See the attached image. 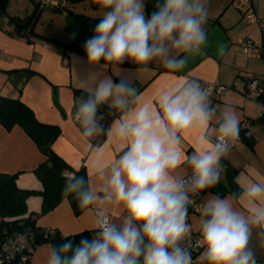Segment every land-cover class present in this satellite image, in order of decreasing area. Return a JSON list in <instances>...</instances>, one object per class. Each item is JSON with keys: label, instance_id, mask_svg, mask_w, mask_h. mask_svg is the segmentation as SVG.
<instances>
[{"label": "clouds", "instance_id": "clouds-1", "mask_svg": "<svg viewBox=\"0 0 264 264\" xmlns=\"http://www.w3.org/2000/svg\"><path fill=\"white\" fill-rule=\"evenodd\" d=\"M99 6L103 15L83 42L85 56L74 59H83L102 75L83 89L73 120L90 148L92 137L111 133L124 147L97 172L101 192L88 187L87 174L63 173L62 195L75 199L85 213L92 211L95 227L91 236L81 235L78 241L64 237L51 246L45 264H196L193 253L198 249L201 264H257L249 245L254 229L264 232V173L246 174L233 194H212L197 204L222 180V160L239 140L235 109L226 107L214 134L201 136L206 147L189 155L181 148L182 133L209 125L216 114L199 82L165 91L159 107L140 102L137 85L153 71L154 61L180 72L189 55H199L206 46V0H156L151 12L146 0H99ZM224 47L220 45V53ZM126 62L134 68L124 69ZM101 109L115 117L108 127ZM183 166L190 169L188 177L175 175ZM98 200L120 207V218L94 209ZM193 207L198 211L195 224ZM194 232L199 239L191 248L187 241ZM12 247L24 251L30 243L17 236Z\"/></svg>", "mask_w": 264, "mask_h": 264}, {"label": "crops", "instance_id": "crops-1", "mask_svg": "<svg viewBox=\"0 0 264 264\" xmlns=\"http://www.w3.org/2000/svg\"><path fill=\"white\" fill-rule=\"evenodd\" d=\"M2 2L5 4V13L9 16H24L21 10L8 12L10 0ZM249 4L258 12L264 11V0H250ZM46 5L53 8L45 9ZM247 6L248 2L244 0H206L209 13L206 24L208 42L201 53L189 55L187 66L180 72H172L154 61L153 71L141 77L137 85L142 93L140 102L156 107H159L162 93L173 90L186 81H217L227 86L219 95L208 94L216 113L210 124H197L185 130L181 144L183 152L189 155L195 149L205 148L206 144L201 136L205 131L210 135L214 134L220 113L228 106L235 109L239 120L248 117L253 121L252 136L244 139L222 160L226 170L220 181L225 188L221 196L236 192L237 184L246 182V174L256 171L264 173V114H261L260 100L248 95L246 91L249 79L260 78L264 81V45L261 43L259 27L244 16ZM66 7L94 17L103 15L101 8H94L89 2L71 4L67 1ZM43 8L61 13L63 20L60 22L64 29L62 33L57 34L54 15H49L45 28L33 21L34 36L27 35L26 38L24 35L11 34L5 29L4 13L0 9V95L19 98L32 109L38 120L57 125L60 134L54 140L52 149L73 169L84 167L89 187L95 192H101L103 184L97 172L114 162L124 147V141L114 133L101 134L91 138L94 147L90 148L88 138L81 136V129L73 120V113L81 99L76 90L83 91L102 73L85 64L83 59H74L83 58L85 54L66 46L69 35L65 28V12L55 9L51 4L41 3L36 15L41 16ZM247 39L252 46L244 51V41ZM44 42L48 45H44ZM221 44L225 45L223 53L219 52ZM122 67L131 70L134 65L125 63ZM107 74L111 75L110 69ZM125 75L130 74L126 72ZM100 137L101 141L98 142ZM44 158L35 142L20 126L16 125L8 130L0 124V172L17 173L18 187L42 190V183L33 170ZM189 170L187 166H183L176 170L175 175L183 177ZM212 194L218 193L209 190L202 194L203 200ZM41 206V195L28 197L29 212L39 213ZM93 208L106 211L111 218L117 220L122 214L120 207L107 206L103 200H98ZM197 216L198 211L191 215L194 224ZM94 219L92 211L74 213L69 201L63 199L52 210L39 215L36 224L41 227L49 226L63 235H69L93 230ZM195 235L199 239L196 233ZM51 246L50 242L39 244L32 252L29 264H45L46 254ZM249 246L256 253L257 264L264 263V232L261 229L253 230Z\"/></svg>", "mask_w": 264, "mask_h": 264}, {"label": "trees", "instance_id": "trees-1", "mask_svg": "<svg viewBox=\"0 0 264 264\" xmlns=\"http://www.w3.org/2000/svg\"><path fill=\"white\" fill-rule=\"evenodd\" d=\"M67 1L71 4L89 2L94 8H100L99 0H65L61 6H54L55 9L65 12V28L69 35V41L65 43L66 46L74 51L85 54L83 42L93 34V28L100 17H94L75 10L72 7H66ZM31 2L34 4L32 14L9 16L5 13L4 2L0 0V9L3 11L4 17H8L14 27L10 31L11 34L24 35L26 38L28 37L27 35H33L32 23L36 12L40 9L41 0H31ZM155 2L156 0H146V8L149 12L152 11ZM74 33L75 35H73ZM126 64L130 63L126 62ZM76 93L81 97L84 95V92L80 90H76ZM257 99L260 102H264V93L258 95ZM0 124L8 130L16 125L20 126L31 137L45 157L33 170L36 177L42 183L43 188L40 191L18 187L16 183L17 173L0 172V244L4 240H7V238L17 234L27 236L28 241L34 249L44 242H50L53 246L61 242L64 237H70L78 241L81 235L91 236L93 230L63 235L56 229L47 232L45 230L46 227L36 224V218L39 215L52 210L63 199L69 201L74 213L78 214L82 212L75 199L62 195L64 185L63 173L66 170L76 169L68 165L52 149L54 140L60 134L59 127L38 120L32 109L19 98L4 97L2 95H0ZM77 170L78 174H87L84 167ZM211 191L222 195L225 192V188L222 187L220 182ZM34 194L42 196V206L39 213L28 211L27 199ZM23 255H27V251L13 253L1 264H29L31 256H26V260H22Z\"/></svg>", "mask_w": 264, "mask_h": 264}, {"label": "built area", "instance_id": "built-area-1", "mask_svg": "<svg viewBox=\"0 0 264 264\" xmlns=\"http://www.w3.org/2000/svg\"><path fill=\"white\" fill-rule=\"evenodd\" d=\"M65 0H41L42 4H51L53 6H61L62 3H64ZM245 2H248V6L246 7V10L244 12V16L247 18V20L250 23H255L260 30V36H261V43L262 45H264V11L262 12H258L256 11V9L249 4L250 0H244ZM4 21H5V29L7 31H12L13 30V24L9 21L8 17H4ZM32 38V37H30ZM44 45H48L47 42H44ZM252 46L250 40H245L244 41V51L249 50V48ZM199 82L200 87L204 90L207 91V94H216L219 95L222 92H224L227 89L226 85H223L221 83H218L217 81L215 82H203L200 80H196ZM246 91L247 94L257 98L258 95H260L261 93H264V81H262L260 78H251L248 80L247 85H246ZM101 112H103L104 114V120H103V124L105 125V127L108 126V124L110 123V121L112 119H114L115 117H113L111 114L108 113V111L106 109H101ZM261 114H264V102H261ZM118 116V114H117ZM252 127H253V123L252 120L248 117H242L240 120V137L239 140L235 143V146L233 147L232 150H235L242 142L244 139H248L252 136ZM101 141V137L98 139V142ZM190 175V170L188 171V173L183 176V177H188ZM203 202V198L202 195L200 197L197 198V204L202 203ZM196 208L193 207L190 209V213L191 215L196 212ZM47 232L52 231L53 228L52 227H46L45 229ZM19 236L20 240L23 242L24 240L28 241V237L23 235V234H17L14 235L12 237L7 238V240H4L3 242H1L0 244V264L3 263V261L8 258L9 256H11L13 253H19L17 251L14 250V248L12 247V242L15 241L16 237ZM198 241V238L196 237L195 233H193L191 239L189 241H187V246L191 247V248H195V244ZM30 243V242H29ZM27 251V255H23L22 256V260H26V256L30 257L32 255V252L34 251V247L32 246V244L30 243V249L25 250ZM199 249L197 251H195L193 253L194 259L196 261V264H201V262L198 259V254H199ZM264 264V263H261Z\"/></svg>", "mask_w": 264, "mask_h": 264}, {"label": "rangeland", "instance_id": "rangeland-1", "mask_svg": "<svg viewBox=\"0 0 264 264\" xmlns=\"http://www.w3.org/2000/svg\"><path fill=\"white\" fill-rule=\"evenodd\" d=\"M39 1V0H38ZM8 12L9 13H14V12H18V10H21V14L25 15V14H32L33 13V4L30 0H10L9 4H8ZM47 7V8H45ZM45 9H51L53 8L52 6L46 5L44 6ZM44 8L42 9V14L41 16L36 15L35 19H34V23H38L37 25H43V27H46L47 24V18L49 17V15H54V25H57L58 27V31L57 34H60L64 31L62 23L60 22L61 20H63V17L61 16L60 12H55L54 10H44ZM54 13V14H51ZM63 29V31H62Z\"/></svg>", "mask_w": 264, "mask_h": 264}]
</instances>
